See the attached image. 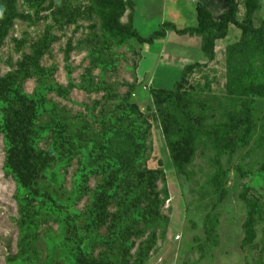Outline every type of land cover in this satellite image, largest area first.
<instances>
[{
	"label": "rangeland",
	"instance_id": "rangeland-1",
	"mask_svg": "<svg viewBox=\"0 0 264 264\" xmlns=\"http://www.w3.org/2000/svg\"><path fill=\"white\" fill-rule=\"evenodd\" d=\"M123 1L120 22L131 20L142 37L165 22L195 26L197 3L214 20L227 10L223 0ZM236 1L242 22L244 0ZM259 4L254 27L264 20ZM104 12L95 0L15 2L0 78L37 104L32 140L50 161L38 190L57 206L4 169L0 133V264H77L79 243L98 264H264V49L257 37L236 52L241 32L230 25L207 60L195 41L172 32L152 45L121 40L103 28ZM196 64L183 88L202 122L193 159L181 166L150 91L173 89ZM6 107L0 101V123ZM226 132L232 144L219 151ZM148 170L154 187L139 177ZM103 190L106 221L98 225Z\"/></svg>",
	"mask_w": 264,
	"mask_h": 264
},
{
	"label": "trees",
	"instance_id": "trees-1",
	"mask_svg": "<svg viewBox=\"0 0 264 264\" xmlns=\"http://www.w3.org/2000/svg\"><path fill=\"white\" fill-rule=\"evenodd\" d=\"M105 11L101 16L103 28L113 36L121 40H135L139 44L152 45L154 42L167 37L169 32L176 36L199 37L201 40L200 49L206 59H211L215 53L216 41L227 36L228 26L232 25L238 29L240 39L232 46L236 52H244L251 47V36H256L260 46L264 49V20L258 27L253 26V17L260 8L259 0H244V16L242 22L236 19V0H223L227 10L214 20L212 13L203 4L195 6L196 25L177 29L171 22H165L160 29L151 33L148 37H142L134 29L133 23L120 22L126 11V4L123 0H95ZM16 0H0V7L4 9L0 18V48L7 37L12 26L15 14ZM196 65H188L184 68L181 79L174 84L173 89L154 88L150 91L151 99L155 105L160 118L162 132L166 138L171 158L177 165L185 166L191 163L195 154L196 126L201 125V118L192 116L189 108L190 91L183 88L187 83L186 77L193 72ZM237 73V71L235 70ZM0 101L6 103V110L3 111V118L0 123V133L5 141L4 169L12 174L17 184L22 189H27L36 198L48 201L56 205L55 200L38 190V184L42 180L41 170L44 171L50 161L41 158L35 150L32 140V128L35 121L37 104L13 88L6 78H0ZM234 123V122H233ZM230 130L233 126L225 125ZM226 132L219 151L228 144H232ZM228 139V141L226 140ZM39 159L43 165L39 167ZM114 174L108 178L106 186L112 188L114 185ZM141 180H145L148 186L154 187L156 176L153 171H146L139 174ZM107 190L99 193L97 205H95V223L103 225L106 221L105 208L107 205ZM77 264H98L97 262L84 257L81 243L77 246Z\"/></svg>",
	"mask_w": 264,
	"mask_h": 264
},
{
	"label": "crops",
	"instance_id": "crops-1",
	"mask_svg": "<svg viewBox=\"0 0 264 264\" xmlns=\"http://www.w3.org/2000/svg\"><path fill=\"white\" fill-rule=\"evenodd\" d=\"M239 32H240V31H239ZM237 35H239V33H238ZM188 39H189V40H193V41H195L196 46H197V47H200L201 40H200L199 37L194 36V37H189ZM161 40H162V39H161ZM164 40H165V38H164ZM167 44H168V43H167ZM167 44H165V45L167 46ZM216 44H217V41H216Z\"/></svg>",
	"mask_w": 264,
	"mask_h": 264
}]
</instances>
